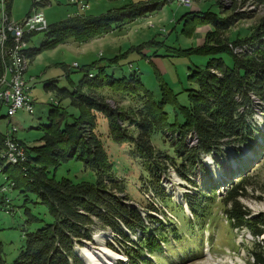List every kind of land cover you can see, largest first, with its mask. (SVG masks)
<instances>
[{
  "label": "trees",
  "instance_id": "16d2710c",
  "mask_svg": "<svg viewBox=\"0 0 264 264\" xmlns=\"http://www.w3.org/2000/svg\"><path fill=\"white\" fill-rule=\"evenodd\" d=\"M108 1L117 3L120 0ZM173 1L176 0L130 2L93 17L76 14L57 25H48L44 31L46 41L40 48L30 50L27 47L23 54L27 61H32L42 51L53 50L69 40L76 43L104 36L138 18L147 17ZM4 2L5 10L10 14L11 0ZM232 2L230 11L234 14L227 18L223 17L222 0H215L218 10L215 14L209 9L198 8L184 15L186 25L194 20L198 26L208 25L211 28L207 32L208 43L197 48L172 49L163 42L151 39L132 46L123 54L86 64L81 67L83 78L76 84L68 81L69 88L59 89L53 83H45L44 91L54 95L55 104L48 112L47 125L41 127L44 136L37 141L39 144L36 147L28 148L18 142L26 149L23 162L6 164L0 156V171L6 176L7 183H13L7 193L9 205L2 207L0 203V208L14 214L10 194L17 191L24 197V204L42 206L51 217V222L45 223L38 231L25 234V246L13 264H83L74 247L84 241L91 242L93 227L109 230L127 246L125 255L128 264H152V258L166 264L169 258L167 249L185 246L178 256L186 254L191 249L186 246L187 237H199V231L204 227L215 229V223L221 219L213 213L215 208L224 213L230 229L248 231L253 244L259 246L256 240L264 235V220L262 217H250V213L239 203V199L247 195L248 171L236 181L229 176V187L224 189V195H218L214 185H210L194 196L186 195L183 206L176 203L161 186L159 169L163 166L150 145L154 134L167 137L177 159L168 158L169 161H166L190 182L184 173L196 168L204 170L200 159L202 155L219 154L225 147L239 151V146L246 145L252 136L254 127L251 126L253 108L250 98L254 97L264 106V18L258 23L259 32L254 37L247 35L231 41L236 46L241 45L237 56L228 49L230 43L224 34L242 18L236 11L238 5H263L264 0ZM181 32L185 34L187 27H183ZM150 47H153L151 57L143 56L148 62L150 58L163 57L157 54L161 47L173 51L176 57L191 53L208 57L203 69H196L188 76L196 90L186 91L189 94L186 107L178 104L177 95L168 89L155 70L160 90V98L156 101L138 75L132 73L115 78L113 70L121 68L119 61L122 58L132 51L141 55ZM225 56L230 59V66L225 64ZM5 63L6 59L2 66ZM65 77L68 79V75ZM105 92L132 100L134 109L128 108L124 112L111 109L114 102ZM166 108L172 109L171 117ZM98 117L106 120L111 139L134 143L149 165L150 180L143 190L144 196L150 198L145 206H141L147 213V219L141 217V210L130 205L127 196H119L123 194V189L119 187L112 173L113 165L95 133ZM171 118L173 121L169 122ZM125 122L134 128L136 135L122 128ZM4 140L5 133L0 132V154ZM193 140V145H190ZM196 144L197 147L194 146ZM70 161H80L84 170L94 173L97 178L95 183L55 180L52 172L62 163ZM248 167L245 166L246 169ZM204 172L207 181H210L208 173ZM29 196H33L34 201ZM25 216L27 224L42 222L28 210ZM134 235L137 237L132 242L130 236ZM211 247L213 249L215 245ZM251 255L252 264H264V248L252 251Z\"/></svg>",
  "mask_w": 264,
  "mask_h": 264
},
{
  "label": "rangeland",
  "instance_id": "374dc122",
  "mask_svg": "<svg viewBox=\"0 0 264 264\" xmlns=\"http://www.w3.org/2000/svg\"><path fill=\"white\" fill-rule=\"evenodd\" d=\"M138 1L146 2L149 0H120L117 3L108 0H43L40 11L43 12L48 25H57L60 21L76 14L100 16L110 9ZM232 1L222 0L223 17L225 18L234 14L230 11ZM33 2L34 0H11L9 9L11 18L14 20L24 18L29 13ZM74 2L87 5L86 10L82 11L81 5H76ZM214 4L215 0H176L153 11L145 18H138L124 27L117 28L112 33L76 43L69 40L53 50L42 51L32 61L24 62L27 67L24 77L33 80L30 82V97L34 105L33 114L19 110L13 118L9 119L6 107L1 106L0 132L6 135L10 131L13 133L11 136L19 143H23L28 148L36 147L39 144L37 141L44 136L41 127L47 125L48 112L55 104L54 95L44 91L45 83H53L59 89L69 88L68 81L76 84L83 78L84 73L81 71V67L86 66V64L100 59L106 60L120 53L123 54L132 46L147 43L151 39L163 42L165 46L172 49L181 50L194 49V47L197 48L205 42L208 43L207 35L209 33L207 32L211 28L208 25L198 26L199 24L196 25L194 20L193 22L188 21L186 25L184 15L198 8L209 9L215 14L218 10ZM237 8L236 11L242 18L224 34L232 45H235L231 42L234 39L244 38L247 35L254 37L259 32L258 23L264 18V3L263 5L240 4ZM1 13L0 2V18ZM182 16L184 17L181 18ZM183 27H187L185 34L181 32ZM44 34V32L34 34L26 48L38 50L40 45L46 41ZM152 49L153 47L145 49L141 55L135 51L127 54L119 61L121 68H114L115 78L120 77V75L129 76L132 73L138 75L141 83L152 92L156 101L160 98V90L156 76H154L155 70L168 89L177 95L178 104L186 107L189 95L186 91L196 90L188 76L196 69H203L208 57L196 55V53L176 57L173 51L161 47L157 54L163 57L154 60L150 58L148 62L143 56L151 57ZM0 58V76H4V74H8L5 69L8 68V58L1 50ZM5 59L6 63L2 66ZM224 62L228 66L231 64L230 59L226 56ZM74 64L79 68H73ZM66 75H68V79H66ZM104 94L109 98L111 97L112 102H114L111 103L113 110L119 109L124 112L128 108L134 109L135 107L132 100L122 96H114L109 92ZM250 99L253 108L251 126L254 127V131L252 136L248 138L247 144L240 145L239 151L225 147L224 151L219 154L202 155L200 158L210 181H207L204 170L198 168L184 173L190 182L183 179L176 173L171 163H168V158L177 159L168 138L158 133L151 136L150 145L154 147L157 154H155L156 158L163 166V169H159L161 186L169 196L174 198L176 203L185 206L186 195L194 196L204 187H210V185H214L216 193L222 196L225 192L224 189L229 187L227 184L230 181L229 176H233L232 180L236 181V178L246 175V171H248L247 195L240 198L239 203L250 213V217H262L264 220V106L257 99ZM171 110L166 108L170 117L172 116ZM172 121L171 118L169 122ZM179 121L181 122V119ZM14 127L17 129L16 132L13 131ZM122 128L134 133V128L128 126L127 122L122 124ZM95 133L104 147L109 162L113 165L112 173L115 175L119 187L123 189V194L119 196L123 198L127 196L130 205L133 204L141 210V217L146 218L145 214L147 213L141 206H145L147 199L150 198L147 195L144 196L145 191L143 190L150 180L148 163L142 159L141 153L136 149L134 143L116 142L109 137L107 122L104 118L98 117ZM186 145L189 147L188 143ZM194 146L197 147V144ZM152 163L154 164L153 161ZM246 165H249L248 169L245 168ZM52 174L57 181L66 179L75 183L94 184L97 179L94 173L84 170L80 161L62 163ZM29 197L34 201L33 196ZM10 199L14 214L5 212L4 209L0 208V262L3 261L4 264H13L23 250L26 233L38 231L45 223L51 222V217L44 207L35 206L33 203L24 204V197L17 191L11 192ZM156 204L154 202V205ZM26 210L42 222L27 224ZM213 210V213L218 214V218L221 217L215 223V229L210 230L208 227H204L201 232L199 231V237H187L186 246L191 249L186 254L182 253L178 256V253L186 248L185 246L167 249L169 258L166 264H252L251 252L264 248V235L256 240V243L259 244L257 246L253 244L254 240L248 231L230 229V225H226L224 213L216 208ZM160 215L157 214V216ZM218 227L221 229L217 230ZM136 237L137 235L130 236L131 241L135 242ZM120 241L109 230L93 227L91 242L84 241L80 245H76L74 252L83 264H128L125 255L127 246ZM212 245H215L213 249ZM88 249L95 254L98 260L87 263L82 259L81 252L83 253ZM152 264H161V262L152 258Z\"/></svg>",
  "mask_w": 264,
  "mask_h": 264
},
{
  "label": "built area",
  "instance_id": "2783aa9c",
  "mask_svg": "<svg viewBox=\"0 0 264 264\" xmlns=\"http://www.w3.org/2000/svg\"><path fill=\"white\" fill-rule=\"evenodd\" d=\"M2 16L0 20V43L3 51L8 52V74H4V83L0 88V107L4 106L7 110V117L13 118L19 110L27 111L33 114V101L30 97L32 78L24 77L25 70L22 69V60H19V52L21 47L30 42L34 34L44 32L48 28L43 12L40 6L43 0H34L29 13L21 20H14L5 10V2L1 0ZM74 4H77L74 2ZM81 10H86L87 5L80 4ZM238 48L228 44V49L233 55H238ZM73 68H77L75 66ZM28 79V80H27ZM13 131L17 129L14 127ZM8 134V135H7ZM5 135L4 146L1 152L4 153V159H15L23 162L26 159L25 147L18 144V141L12 137L10 131ZM194 135V134H189ZM0 203L2 207L9 205V197L7 193L13 186V183H7V178L0 171Z\"/></svg>",
  "mask_w": 264,
  "mask_h": 264
},
{
  "label": "bare ground",
  "instance_id": "6f19581e",
  "mask_svg": "<svg viewBox=\"0 0 264 264\" xmlns=\"http://www.w3.org/2000/svg\"><path fill=\"white\" fill-rule=\"evenodd\" d=\"M0 20H1V18H0ZM26 46L27 45H23L22 47H21V52H19V60H22V69L23 70H26V66H25V64H24V62H26L27 61V59H25V56H24V54H23V51H24V49L26 48ZM0 50L2 51V52H4L5 54H6V56H7V58H8V52L7 51H3V48H2V44L0 43ZM239 51H240V49L238 48V53H239ZM0 63H1V58H0ZM6 69V71L8 72V68H5ZM1 83H4V76H0V88H1ZM252 99H254V97H252ZM193 143H194V140L193 141H191V144L190 145H193ZM0 156H1V158L5 161V163L6 164H10V165H12V164H16V163H19V161L18 160H15V159H4V153L3 152H1V154H0ZM145 194V193H144ZM81 254H82V259L85 261V262H87V263H89V261H92V260H98V259H96V257H95V254H93L91 251H90V249H88V250H86L85 252H81ZM104 256V255H103ZM99 263V262H98Z\"/></svg>",
  "mask_w": 264,
  "mask_h": 264
}]
</instances>
